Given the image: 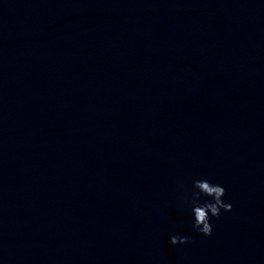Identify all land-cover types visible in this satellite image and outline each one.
<instances>
[{
    "label": "water",
    "instance_id": "95a60500",
    "mask_svg": "<svg viewBox=\"0 0 264 264\" xmlns=\"http://www.w3.org/2000/svg\"><path fill=\"white\" fill-rule=\"evenodd\" d=\"M0 264H264V0H0Z\"/></svg>",
    "mask_w": 264,
    "mask_h": 264
},
{
    "label": "clouds",
    "instance_id": "9594fccd",
    "mask_svg": "<svg viewBox=\"0 0 264 264\" xmlns=\"http://www.w3.org/2000/svg\"><path fill=\"white\" fill-rule=\"evenodd\" d=\"M225 187L212 180L203 177L192 181L190 194L184 197V205L192 217V227L204 236H210L213 232L212 218H219L223 211H231L233 204L226 202L224 196ZM188 242V237L173 234L169 238L172 245H180Z\"/></svg>",
    "mask_w": 264,
    "mask_h": 264
}]
</instances>
